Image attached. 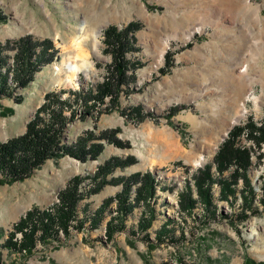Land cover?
<instances>
[{
  "label": "rangeland",
  "instance_id": "1",
  "mask_svg": "<svg viewBox=\"0 0 264 264\" xmlns=\"http://www.w3.org/2000/svg\"><path fill=\"white\" fill-rule=\"evenodd\" d=\"M251 1L260 6L258 23L248 11L227 8L224 0H0L1 43L29 35L38 41L50 40L56 51L53 61L38 69L24 89H16L12 98L0 99V142L24 133L27 121L43 103L46 93L62 91L67 97L68 91L95 90L109 75L112 64L104 43L106 28L113 25L121 29L130 22L139 25L134 32L135 49L126 53L130 79L115 90L113 95H117L112 101L105 97L93 112L82 114V106H76V117L66 124L64 134V141L73 142L85 131H92L96 137L103 131H114L111 136L128 146L117 147L106 139L96 138L92 142L103 144L96 160L49 159L24 180L0 184V264L264 261V144L257 146L246 132L236 142L250 151L247 175L251 191L239 177L232 186V196L225 199L219 194L220 184L213 182L210 190L213 207L209 213L199 199L192 213L183 211L179 205L182 192L191 190L192 197L197 199L194 178L199 169L212 162L227 136L202 166H193L192 159L200 147L210 146L242 106L246 111L244 118L227 135L234 127L245 126L249 121L258 126L264 122V0ZM199 25L203 31L185 40L187 30ZM240 29H250L252 33L242 37ZM96 31L99 33L94 38ZM78 35L79 45L74 41ZM165 37L170 38V43L163 64L152 69V57ZM244 44L251 63V80H237L231 72L236 67L233 71L238 73L245 64V60L236 57ZM78 46L87 54L90 70L87 74L73 75L63 61L71 56L74 60ZM5 52L10 62L13 50ZM168 56H171L169 65ZM68 78L70 83L65 81ZM258 95H263V99L260 110L255 111L253 97ZM16 96H22L23 100L16 103L13 99ZM137 106L141 109V120L125 114ZM5 109L13 112L3 115ZM170 111L171 123L166 118ZM111 157L132 158L134 162L116 168L107 179L148 170L157 180L155 196L150 200L155 218L147 232L137 227L143 211L140 205L127 216L124 229L115 233L111 241L107 240L105 223L116 209V203L112 202L96 229H88L86 222V229L79 232L71 229L66 240L60 234L62 244H38L26 257L3 246L13 224L23 214L33 207L43 210L57 204L59 192L77 175L83 178L79 187L86 193L91 187L90 177ZM234 169L231 166L223 176L228 178ZM120 190L121 185L107 184L98 193L85 196L78 203V218L89 217L105 199ZM249 192L247 203L244 196H249ZM251 222L255 240L247 236ZM166 223L170 232L158 243L156 231Z\"/></svg>",
  "mask_w": 264,
  "mask_h": 264
},
{
  "label": "trees",
  "instance_id": "2",
  "mask_svg": "<svg viewBox=\"0 0 264 264\" xmlns=\"http://www.w3.org/2000/svg\"><path fill=\"white\" fill-rule=\"evenodd\" d=\"M138 26L136 22H130L121 29L113 25L106 28L104 43L106 51L111 54L112 64L109 75L97 85L95 90L68 91L67 97L63 96L62 91L46 93L43 103L27 121L24 133L0 142V184L24 180L32 174L34 169L39 168L49 159L58 160L62 157H69L79 162L96 160L103 149L101 142H92L96 138L106 139L117 147L128 146L127 142H121L111 136L115 135L114 131H103L97 137L92 131H85L73 142L64 141V134L66 124L76 117V106H82V114L91 113L93 108L104 102L105 97H110L112 101L117 95V93L113 95L115 90L130 79L127 73L130 62L126 53L135 49L134 32ZM8 49L13 50L10 62L5 52ZM55 54L56 51L50 40L38 41L29 35L22 36L15 41L0 42V99L12 98L16 89H24L33 80L34 73L38 69L45 63L53 61ZM170 58L171 56H168L166 59L167 65H169ZM13 99L16 103H20L23 97L16 96ZM4 111L3 115L13 112L12 109ZM171 113L173 112L170 111L166 117L169 123H171ZM125 114H133L140 120L143 117L138 106ZM243 132H246L257 146L264 144V122L258 126L253 121H249L245 126L234 127L219 145L212 162L198 170L194 178V192L197 199L192 197L191 190L179 194V205L183 211L192 213L195 201L199 199L203 208L209 213V208L213 207L210 191L213 182L220 184L219 194L225 199L232 196V186L239 177L244 180V185L248 186L251 191L247 175L250 151L238 146L236 142ZM133 162L132 158H109L97 168L94 176L90 177L91 187L84 194L79 187L83 178L79 175L72 177L64 189L59 192L57 204L43 210L33 207L22 215L13 224L3 246L26 257L35 251L38 244L46 245L52 242L62 244L60 234L63 240H66L71 235V229L77 232L86 229V222H88V229H96L104 220L105 210L112 202L116 203V209L115 214L111 215L105 223L107 240L111 241L115 233L124 229L125 219L135 207L140 205L143 211L138 219L137 227L141 232H147L155 218L150 206V200L155 196L154 183L157 182L153 173L147 170L130 176L107 179L116 168L129 166ZM231 166L235 169L228 178H225L223 173ZM213 173H216V176ZM107 184L121 185V190L105 199L89 217L78 218V203L85 196L98 193ZM262 187L264 191V184ZM131 194L134 196L131 197ZM245 194L248 195V190ZM249 198L250 192L249 196H244V201L248 203ZM167 226L168 223L162 224L156 231L155 241L158 243L163 242L169 234ZM18 234L21 237H18ZM245 264H252V262L245 261ZM258 264H264V261Z\"/></svg>",
  "mask_w": 264,
  "mask_h": 264
},
{
  "label": "bare ground",
  "instance_id": "3",
  "mask_svg": "<svg viewBox=\"0 0 264 264\" xmlns=\"http://www.w3.org/2000/svg\"><path fill=\"white\" fill-rule=\"evenodd\" d=\"M224 2H225V5H227V8L234 9V10L248 11V13L252 14L255 22L258 23L260 21V13H259L260 12V6L258 4H256L255 2H253L251 0H224ZM97 16H100V14H98ZM83 27H84V24H81L80 30H82ZM247 28H249V27H247ZM201 31H203V26H201V25L196 26L194 28H191V29L187 30V32L185 33L184 39L185 40H187L189 38L191 39V37L195 34V32H201ZM98 33H99V31L95 32L94 38H96L98 36ZM251 33H252L251 30L247 29V30H241L239 35L242 37L245 36L247 38L251 35ZM79 39H80V37L78 35V37H76L74 40L75 42H78V45L80 44L79 42H81V41H79ZM76 40H78V41H76ZM169 41H170V38L165 37L163 39V41H161L162 42L161 46H160V48H158V51L156 52V54H154V56L152 55L153 56L152 57V63H151L152 69H156L163 64L164 53H165L166 48L169 46V43H170ZM244 41L246 42V40H244ZM76 48H77V50H76V55L74 57V60L72 59V56H71V58H67V60L63 61V65L73 75L78 74L79 72H83V73L87 74L90 70V66L86 62L87 54L83 50H81V48H79V46ZM245 48H246V44H244V46L242 45V48H239V49H241L240 52L238 51L236 54L237 58L240 57V59L241 58L243 59L242 61L245 60V62H243L245 64L241 68H239V65L237 64L238 68H239L238 73H235L233 71V70H237L235 66H234L235 68H233V70L231 71L233 73L234 78H236L237 80H244V79L251 80L250 79V72H249V70L251 68V63L249 62L250 60L248 61V57L245 54V50H246ZM93 49L94 50L97 49V43H94ZM237 62H238V60H237ZM229 63H230V61H229ZM249 80H247V81H249ZM65 81H66V83H70L71 79L68 78V80H65ZM203 91H205V90H203ZM262 99H263V95H258V96L253 97V106H254L255 111L260 110L261 104H262ZM176 101H181V100L176 99ZM245 113H246V111H245L244 107L242 106L241 109L236 114H234L232 116V118L229 120L228 124H226L225 128L222 131H220V133L216 137L215 141L212 144H210V146L208 145V146H204V147L202 146V148L200 147V150L197 153H195V155L192 159L193 166H202L208 160L207 158H209L217 149L218 143L221 142L225 138L227 132L231 129L232 126H234L242 118H244ZM249 229H250V232L247 235L248 238L251 240H255L256 238H255V233L253 231L254 230L253 222H251L249 224Z\"/></svg>",
  "mask_w": 264,
  "mask_h": 264
},
{
  "label": "water",
  "instance_id": "4",
  "mask_svg": "<svg viewBox=\"0 0 264 264\" xmlns=\"http://www.w3.org/2000/svg\"><path fill=\"white\" fill-rule=\"evenodd\" d=\"M226 136H227V134H226ZM226 136H225V137H226Z\"/></svg>",
  "mask_w": 264,
  "mask_h": 264
}]
</instances>
